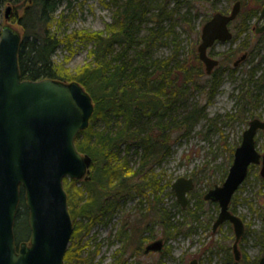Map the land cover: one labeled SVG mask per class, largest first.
Wrapping results in <instances>:
<instances>
[{"label":"trees","instance_id":"1","mask_svg":"<svg viewBox=\"0 0 264 264\" xmlns=\"http://www.w3.org/2000/svg\"><path fill=\"white\" fill-rule=\"evenodd\" d=\"M194 1L199 3L192 5L197 6L192 14L190 8L180 12L181 0H109L114 7L112 19L103 29L66 32L60 26L67 15L57 9L65 3L68 6L71 0H0V20L3 9L9 4V17L20 25L21 40L17 53L20 76L32 80L50 77L56 81L77 82L90 95L94 105L89 124L75 136L79 152L92 158L89 178L81 180L80 185H77L78 179L63 178L73 224L64 264H93L97 250L90 251L86 257L81 256L86 246L81 243L82 238L93 221L107 223L110 220L124 195H137L141 197L140 201L148 203L147 210H153L160 220L161 234L149 228L152 233L142 235L139 227L121 225L116 237L123 247L119 250L120 257L114 258L110 264H125L126 257L123 256L132 243H135L133 251L140 253L145 241L158 236L167 241L179 231L169 212L156 208L162 200L160 193L170 181L161 183V175L155 172V166L169 157L173 141L183 136L196 120L206 116L204 109L217 91L223 72L219 59L216 68L207 75L195 49L192 56L195 64L179 57L182 47L177 28L183 26L187 32L193 31L191 21L199 15L200 1L203 0ZM205 1L211 3V10H205L204 21L219 11L215 8L216 0ZM240 1L242 6L237 18H242V24L238 33L247 27L249 19L257 15L263 0H256V7L245 16L241 10L246 1ZM18 8H22L19 15L15 13ZM142 26L146 27L145 31ZM75 40L91 41L84 63L70 69L64 62H55L52 57L57 47L61 44L70 47ZM160 45H170L171 52L164 56L155 55V49ZM240 49L244 52L248 48L241 45ZM256 69L253 67L247 71L243 88L237 96L239 110L227 114V119L238 117L247 121L244 111L247 106L255 105L253 103L263 88L264 76L256 75ZM190 85H199L203 89L204 103L201 100L188 103ZM253 110L250 118L255 116ZM20 194L18 205L22 204L24 210L19 213L18 209L16 213V246L28 239L30 230L22 188ZM236 198L235 193L231 202ZM206 203L204 196L199 195L192 207L179 205L190 218L188 229ZM22 218L27 221L28 231L21 238L15 230ZM261 237L264 244V232ZM170 252V245L165 244L156 263L162 264L163 255ZM246 264H256V260Z\"/></svg>","mask_w":264,"mask_h":264},{"label":"rangeland","instance_id":"2","mask_svg":"<svg viewBox=\"0 0 264 264\" xmlns=\"http://www.w3.org/2000/svg\"><path fill=\"white\" fill-rule=\"evenodd\" d=\"M245 1L246 3L243 4L244 7L241 10L243 16L256 7V0ZM191 2L192 0H181L180 12L182 13L190 8L191 13H195L197 6L193 7L192 5H197L199 2ZM234 2L235 0H216L215 8L217 7L227 13ZM200 3L199 15L192 18L191 21L193 31L187 32L183 26L177 28L180 34L178 35L179 44L182 47L179 57L187 58L191 64H195L192 57L193 49L197 51V44L200 41V37L196 38L195 31H198L197 33L200 36L201 27L205 22L204 17L207 15L205 10H211L209 8L211 3L204 2V0ZM21 9L18 8L15 13L17 12V15L21 14ZM113 9L114 7L109 3V0H71L68 6L65 3L57 9V12L67 15L62 19L63 24L60 29L66 32L77 29H103L105 24L111 21ZM2 12L0 27L10 25L16 27L19 32L20 25L13 19L11 20L12 16L6 18L4 9ZM241 20L242 18L239 16L235 21L230 22V29L234 34L233 39L225 42L217 41L208 49L210 56L220 59L219 67H223V72L217 91L204 109L206 116L196 120L187 132H183L185 133L183 136L173 141L169 157L159 166H155V172L161 175V183L170 181L169 186L160 193L159 198H162V200L157 203L156 208L166 209L179 230L176 235L166 241V244L171 247V252L163 255L162 264H189V260L195 257L199 264H246L249 261H257L264 249L261 237L264 232L262 219L264 216V180H259L257 166L249 168L248 176L235 192L237 195L235 202L230 203L234 211L244 219L245 233L238 247L241 251V260L238 263L233 259V249H231L234 241L233 228L225 223L215 231L212 229L215 215L219 210L215 203L207 201L203 206L204 210L199 213L198 219L194 220L190 226L191 228L188 229L187 224H189L190 218L187 216L185 209L180 208L171 187V183L177 178L192 176L195 187L187 195V205L192 207L198 201L199 195L203 196L214 184H220L224 180L233 157L231 149L241 142L243 129L248 125L249 114L253 110V105L247 106L244 111L245 116H247L246 122L241 121L238 117H235V120H229L226 115L235 114L239 110V98L237 96L243 88V78L246 77L247 71L257 67L255 70L256 75L264 74V43H256L258 38L254 34L253 19H249L247 28L238 33L242 24ZM142 28L145 31L146 27L142 26ZM235 35L237 36L235 37ZM241 45L247 46L248 56L240 61L238 65L233 66V61L239 58L243 52L240 49ZM90 46L91 41L86 42L83 40H75L70 47L61 44L57 47L52 58L55 62H64L67 68L75 69L84 63ZM171 48L170 45L157 46L155 55H167L171 52ZM201 67L205 71L204 65ZM189 89V104L200 100L201 103H204L202 98L203 89L199 85L198 87L190 85ZM254 102L253 107L255 109L253 112L255 116L264 120V88L258 100ZM255 139L257 140V148L262 151L264 149V132L259 131ZM67 179L70 178L67 177ZM81 180L84 179H78L77 185L81 184ZM63 186H65L64 181ZM140 199L141 197L137 195H124V198L120 199L117 212L107 223L99 220L93 221L87 235L82 238L81 243L86 246H84L85 249L82 251L81 256L86 257L90 251L96 249L97 251L92 259L93 264H110L114 258L120 257L119 250L122 249L123 243L116 237V231L121 225L126 227L128 225V228L130 226L139 227L143 231L142 235H150L152 231L161 234L160 220H158L157 214L153 210L148 211V203L144 200L140 201ZM18 209L21 213L24 206L21 204ZM105 220L103 219V221ZM207 225L209 226L207 227ZM149 228H152V231ZM27 231V221L22 218L16 225L15 234L22 238L27 234ZM29 238L28 235V239L23 243L28 244ZM134 244H130V248L123 256L126 257V261L124 259L125 264H157L160 253L153 252L149 255L142 253V251L137 253L133 251Z\"/></svg>","mask_w":264,"mask_h":264},{"label":"water","instance_id":"3","mask_svg":"<svg viewBox=\"0 0 264 264\" xmlns=\"http://www.w3.org/2000/svg\"><path fill=\"white\" fill-rule=\"evenodd\" d=\"M240 6L241 1L237 0L227 13L216 11L203 23L197 56L206 74L219 62L209 55L208 48L233 37L229 22L237 17ZM10 9L9 4L4 9L6 18ZM260 11V17H264V4ZM0 34V264H63L73 231L63 178H89L92 158L79 152L75 136L89 124L94 105L77 82L65 83L50 77L23 79L17 54L20 33L10 25H3ZM245 57L246 53H242L233 65ZM259 129L264 131V120L258 117L249 120L241 142L233 150L224 180L203 194L206 200L216 201L219 206L212 228L215 230L226 220L231 222L236 255L245 227L243 219L230 211L229 203L247 177L249 166L260 162L261 154L254 140ZM261 161L260 172L264 177V153ZM171 187L177 202L186 206L187 194L195 187L194 178L181 176ZM20 188L25 194L30 238L28 244L16 247L13 223ZM262 219L264 223V216ZM164 243L163 237L152 239L143 252H162ZM259 258L258 264H264V249ZM189 264L199 262L195 257Z\"/></svg>","mask_w":264,"mask_h":264},{"label":"flooded vegetation","instance_id":"4","mask_svg":"<svg viewBox=\"0 0 264 264\" xmlns=\"http://www.w3.org/2000/svg\"><path fill=\"white\" fill-rule=\"evenodd\" d=\"M235 1H237V0H235ZM240 1V0H239ZM263 4H264V0L262 1V4L259 6V9L257 10L258 11V13H257V15H255L254 17H252L251 19H253V22H254V34H255V36L258 38L257 39V41H256V43L257 44H260V43H264V28H262V26H263V24H264V17H260V10H261V8H262V6H263ZM241 6H242V2H241ZM241 6H240V9H241ZM238 16V15H237ZM237 19V17L234 19V20H232V21H235ZM232 21H230V22H232ZM229 22V23H230ZM229 27H230V24H229ZM247 28V27H246ZM246 28H244L243 30H245ZM231 30V29H230ZM236 37V36H235ZM234 38V34H233V37L231 38V39H233ZM230 39V40H231ZM216 44V43H215ZM214 45V44H213ZM242 53H246V57L244 58V59H246L247 58V54H248V51L246 50V51H244V52H242ZM241 53V54H242ZM244 59H242V60H244ZM242 60H240V61H242ZM262 61V60H261ZM240 63V62H239ZM238 63V64H239ZM261 63V62H260ZM233 64V63H232ZM237 64V65H238ZM264 65V64H263ZM233 66H236V65H233ZM263 68H264V66H263ZM263 76H264V74H263ZM262 86H263V88H264V82H262ZM262 88V89H263ZM259 131H262V132H264L263 130H261V129H259L258 131H257V133L259 132ZM256 133V134H257ZM255 137H256V135H255ZM256 140V139H255ZM256 143H257V140H256ZM256 147H257V145H256ZM257 150L260 152V154H261V156H260V162H258V163H255V164H253L252 165V167H255V166H257L258 167V172H259V176H258V178H259V180H264V177L261 175V172H260V168H261V166H262V161H261V157H262V154L264 153V149L262 150V151H260L258 148H257ZM207 201H209V200H207ZM209 202H211V201H209ZM211 203H215L216 205L215 206H217L218 208H219V206H218V204H217V202L216 201H214V202H211ZM229 207H230V211L232 212V213H234V214H237L238 216H240L237 212H235L234 211V209L232 208V206H230V204H229ZM218 212H219V210H218ZM218 212H217V214L215 215V219L217 218L216 216L218 215ZM241 218H242V216H240ZM215 219H214V221H213V223L215 222ZM243 219V218H242ZM244 220V219H243ZM225 223H228L231 227H232V224H231V222L230 221H228V220H226V222H223V223H220L218 226H216L215 227V230L219 227V226H221L222 224H225ZM212 227H213V224H212ZM233 228V227H232ZM213 229V228H212ZM214 229H213V231H215ZM233 233H234V229H233ZM243 235H244V233H243ZM242 235V236H243ZM241 236V238L238 240V243H237V248L239 247V244H240V241H241V239L243 238ZM157 238V237H156ZM152 239H155V238H151V240ZM151 240H149V241H146L145 243H144V245H143V247H142V253H144L143 252V248L145 247V245L148 243V242H150ZM234 241H235V238H234ZM234 241H233V243H234ZM233 243H232V247H231V249H233ZM153 252H156V251H150L149 253H145V254H152ZM241 251H240V248H238V253H237V255H236V253H235V251H234V249H233V259L235 260V262L236 263H238L241 259V253H240ZM260 259V258H259ZM259 259L256 261V264H258V261H259Z\"/></svg>","mask_w":264,"mask_h":264}]
</instances>
